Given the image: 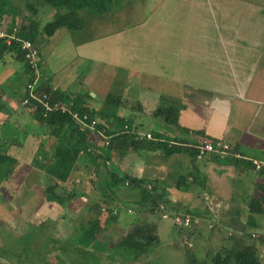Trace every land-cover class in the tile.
<instances>
[{
    "label": "crops",
    "instance_id": "crops-1",
    "mask_svg": "<svg viewBox=\"0 0 264 264\" xmlns=\"http://www.w3.org/2000/svg\"><path fill=\"white\" fill-rule=\"evenodd\" d=\"M8 1L0 25L27 23L33 17L37 22L33 43L39 50L38 82L69 96L82 94L86 106L121 116L132 129L151 131L158 141L189 148L165 154L160 145L148 146L145 138L138 141L131 133L129 141L109 149L110 156L92 161L79 152L67 182L74 196L62 204L48 198L45 187L53 176L38 163L42 154H51L56 140L52 135L41 138V129L21 103L29 76L23 59L14 49L0 52V152L9 155L0 160V257L14 264H83L84 257L92 261L94 255L104 260L127 230L146 221L155 223L159 237L151 249L166 242L178 244L182 238L205 257L246 244L255 245L260 256L264 253V49H258L256 38L264 35L263 27L244 31L240 23L233 27L227 23L240 15L218 12L219 33L227 34L232 46L219 37L190 61L167 55V60L159 61L168 68L165 71L144 67L133 79L128 72L116 79V70L128 68L127 62H134L141 52L142 59L156 57L121 28L126 14L113 0L101 13L79 8L82 27H60L48 36L43 35V25L62 9L43 0ZM254 8L260 6L251 5ZM260 14L253 17L261 18ZM184 50L194 51L192 45ZM108 93L120 97L119 105L104 102ZM158 104L175 108L173 122L153 116ZM98 118L114 129L121 125L112 116ZM142 121L147 122L144 128ZM203 138L225 139L232 153L197 156L193 144ZM14 161L15 170L6 178ZM111 174L142 180L152 189L156 208L150 209L152 202L143 198L139 184L132 185L128 177L119 183ZM179 212L192 215L191 225L174 223L173 215ZM95 218L102 230L77 251L79 227L89 226Z\"/></svg>",
    "mask_w": 264,
    "mask_h": 264
},
{
    "label": "trees",
    "instance_id": "trees-1",
    "mask_svg": "<svg viewBox=\"0 0 264 264\" xmlns=\"http://www.w3.org/2000/svg\"><path fill=\"white\" fill-rule=\"evenodd\" d=\"M44 4H48L53 8L62 9L60 12H55L53 17L48 20L42 27L43 35H51L55 32L57 28L65 27L69 29L80 28L83 26L84 21L78 13V9L86 7L92 11L101 13L106 10L107 3L112 0H43ZM8 0H0V23L4 19V13H7ZM14 21V20H13ZM30 21H33L35 25L29 24ZM14 25L15 23H10ZM37 22L35 18H29V21L25 23L21 21L19 24L20 34L24 37L30 38L33 42L36 39V26ZM36 44V43H35ZM6 49H14L18 53V58H23V52L18 46L17 43L13 42L8 44L4 38H0V52ZM25 63V69L28 73V80L32 81L34 74L29 68L28 64ZM36 94L40 95L46 93L47 97L51 102L54 101H69L73 100L71 108L76 109L80 112H86L90 117L101 116L104 120L113 117L114 123H121L119 128H115L118 131L116 134L112 135L109 139L108 147L104 148L103 139H99L97 143H93L89 140L88 130H81L77 123L72 119L68 111H61L59 109L45 111L42 103L35 99L30 98L26 104H23L32 114L35 123L41 129V138H47L50 135L56 140L55 146L52 149L50 155L42 154V158L39 161L38 165L44 169V171L53 176V181H51L45 187V194L48 198L55 200L56 202L62 204L65 201L69 200L74 196L73 188L68 189L67 182L71 178V173L76 165L77 157L79 152H85L88 154L92 161L101 158L110 156V150L113 148L114 144L125 143L129 138L133 136L131 133L124 130L123 125L127 124L130 129L132 126L128 120H124L121 116L115 114H109L105 112H99L95 109L86 106L83 104L81 98L82 94H75L69 96L63 92L55 90L49 86L42 85L38 82L34 88ZM26 94L28 92L25 89ZM120 97L108 93L104 102L106 104L119 105ZM153 116L161 117L166 122H173L176 116V110L173 106L158 104L153 110ZM110 127V126H109ZM115 129H108V132L111 133ZM158 136V133L155 134ZM137 138V139H136ZM136 140L143 141L144 144L148 146L160 145L165 154L172 153L178 150H184L189 148L188 145L180 146L176 143L168 144L167 141H158L156 139L143 137H137ZM145 138V139H143ZM225 140V139H224ZM129 141V140H128ZM134 141V140H132ZM143 144V145H144ZM40 147L43 149V143H40ZM92 146L91 151H87V146ZM169 145V146H168ZM232 148V147H231ZM110 149V150H109ZM195 149V148H194ZM196 153V150H195ZM9 159V155L0 152V160ZM45 159V161H43ZM237 159V158H235ZM16 167V161L10 163L7 167L5 177L8 178L12 175ZM114 180H118L119 183H123V178L128 177L132 185H140L142 188L143 198L148 199L152 202L150 209L153 211L155 207L154 199L152 194V189H147L146 185H142V180H137L131 178L126 174H123V177H118L115 174H111ZM127 179V178H125ZM124 179V180H125ZM71 183V182H70ZM129 183V182H128ZM99 221L95 218L89 226H81L78 229V235L76 236V247L78 250H83L85 247L89 246L90 243L96 238V234L102 229L98 226ZM76 232V231H75ZM158 234L156 232V225L151 221H146L140 225H135L129 230H127L114 244L110 256L107 258L106 263L115 264L118 258L125 260H137L143 254L149 251L151 246L155 245L158 242ZM81 243V244H79ZM88 255V254H87ZM83 256V254H82ZM100 256H92V261L84 257L83 264H101L103 260L99 258ZM10 259V258H9ZM11 260V259H10ZM12 261V260H11ZM13 262V261H12ZM82 262V261H81ZM16 264H20L15 261ZM0 264H5L0 261ZM105 264V263H103ZM189 264H193V259L189 261ZM208 264H264L259 255L258 248L253 244H246L245 246L239 249H228L226 251L217 250L210 254L208 259Z\"/></svg>",
    "mask_w": 264,
    "mask_h": 264
},
{
    "label": "rangeland",
    "instance_id": "rangeland-1",
    "mask_svg": "<svg viewBox=\"0 0 264 264\" xmlns=\"http://www.w3.org/2000/svg\"><path fill=\"white\" fill-rule=\"evenodd\" d=\"M241 1L242 3L234 4L227 0H113L114 4L126 14L124 21H121L123 22L121 28L128 30L134 43L137 41V43L143 44L144 42L146 48L144 51L149 53L150 56L155 55L156 57L150 58L147 54L151 60L142 59L143 52H141L138 57L140 59L137 58L134 62H127L128 68L124 70L120 67L118 71L116 70V79L117 76H125L127 72L133 79L138 74V70L144 67L165 71L168 68L161 67L159 61L167 60V55H181V59L188 58V61H190L193 55L197 56L201 53L199 50L201 47L212 40L217 43L219 37L225 39L223 44L231 45L233 42L228 40L227 34L222 36L219 33L222 30V25L218 24V19L215 17L218 12H224L225 15L231 12L232 16L240 15L237 20L232 17L227 20L228 22L226 21L232 27L237 22V24L240 23L244 31L250 27H255V29L264 28V0ZM251 5H257L260 8L258 10L254 8L252 11ZM253 13L254 17L256 13H261L259 15L261 18H254ZM16 24L19 26L18 23ZM115 25L112 27H116ZM216 26L220 28L217 29ZM228 32L231 33V31ZM165 33L170 34L166 35ZM245 35L247 36V34ZM256 38H258V49H264V35ZM185 45H192L194 51L187 52L184 50ZM235 47L239 46L235 45ZM194 59H197V57L192 60ZM129 90H133L132 86ZM142 123L144 128L147 122L142 121ZM21 136L22 131H19L18 137ZM114 231L117 232V228ZM180 239L178 244L166 242L159 249H151V246L149 251L137 260L118 258L115 264H189L194 255H200V258H194L193 264H208L210 255L205 257L201 249H191L186 242L182 241V238ZM161 248L163 249L161 250ZM260 258L264 263V253ZM106 262L107 259H104L101 264H109Z\"/></svg>",
    "mask_w": 264,
    "mask_h": 264
},
{
    "label": "built area",
    "instance_id": "built-area-1",
    "mask_svg": "<svg viewBox=\"0 0 264 264\" xmlns=\"http://www.w3.org/2000/svg\"><path fill=\"white\" fill-rule=\"evenodd\" d=\"M0 38H4L8 44L13 42L18 44L23 52L24 61L28 64L29 68L34 74L33 80H27L26 82L25 89L28 94L25 93L23 95L21 103L26 104L30 98H35L42 103L45 111L54 109L68 111L72 119L75 121V123H77L81 130H88L89 139L93 143H97L99 139H103L104 146L107 147L110 137L116 134L118 131L114 130L113 132L109 133L108 129L113 128L111 126L109 127L107 123L99 120L98 117H90L86 112H80L76 109L71 108L73 100H69L67 102L61 100L51 102L46 93H42L40 95L35 93L34 88L41 77V72L37 67L39 50L30 38L24 37L20 34L19 26H12L7 24L0 25ZM123 127L126 132L135 134L137 136H145L147 138L157 139V137L153 136L151 131L140 132L132 128L129 129L127 124H124ZM90 135L93 136V139H91ZM193 146L196 150L197 156L199 157L207 153L217 154L219 156H224L232 153L229 142L221 138H203L199 143L193 144ZM91 149L92 146L90 145L86 148L87 151H91ZM105 162H108L107 159L105 160ZM255 163L258 166V162ZM128 182L129 180H126L125 183L128 184ZM148 187H150V184H148ZM162 206L163 205H161V207ZM127 210L130 211L131 209L128 208ZM162 215L166 216L165 213H162ZM192 220L193 218L190 213L179 212L173 215L174 223L179 226H189L191 225ZM209 226H212V223H210Z\"/></svg>",
    "mask_w": 264,
    "mask_h": 264
},
{
    "label": "water",
    "instance_id": "water-1",
    "mask_svg": "<svg viewBox=\"0 0 264 264\" xmlns=\"http://www.w3.org/2000/svg\"><path fill=\"white\" fill-rule=\"evenodd\" d=\"M0 259H2L7 264H14V263L10 262L7 258L0 257Z\"/></svg>",
    "mask_w": 264,
    "mask_h": 264
}]
</instances>
